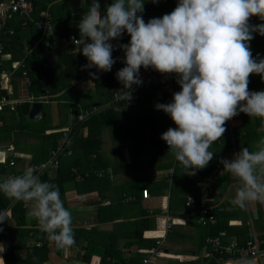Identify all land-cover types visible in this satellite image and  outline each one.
<instances>
[{
	"label": "clouds",
	"instance_id": "obj_1",
	"mask_svg": "<svg viewBox=\"0 0 264 264\" xmlns=\"http://www.w3.org/2000/svg\"><path fill=\"white\" fill-rule=\"evenodd\" d=\"M144 2L112 0L102 13L99 0H91L78 23L79 39H73L89 61L82 67L108 72L115 63L110 40L124 32L130 35V41L120 45L125 66L116 73L123 85L120 98L126 101L132 85L142 83L141 67L176 74L181 90L173 93L171 102L155 105L176 125L161 139L186 172L195 175L213 159L209 149L223 137L228 120L243 112L264 121V91L248 88L251 74L264 80V58L257 61L249 45L254 32L264 36V23L249 22L253 16L264 21V0H178L173 11L147 22L138 15ZM221 163L237 182L233 206L264 204V138L255 151L244 147ZM42 172L43 165L29 166L22 174L4 178L0 193L13 202H31L28 217L57 249H66L75 244L72 214L59 188L40 179ZM9 219L7 211L0 210V225ZM5 250L0 243V253ZM0 264H5L2 256Z\"/></svg>",
	"mask_w": 264,
	"mask_h": 264
},
{
	"label": "trees",
	"instance_id": "obj_2",
	"mask_svg": "<svg viewBox=\"0 0 264 264\" xmlns=\"http://www.w3.org/2000/svg\"><path fill=\"white\" fill-rule=\"evenodd\" d=\"M2 1L0 0V2ZM27 1L34 19H38L41 11L45 10L50 15L56 33L61 36L72 35L73 31L67 29L71 18L70 9L65 7L67 0H48L49 5L42 0ZM172 1L170 0V5L178 2V0ZM100 2L102 1L100 0ZM163 2L164 0H157L158 4H156L152 0H145L144 11L138 15H142L145 22L151 18L162 17V14H165V8H168L163 5ZM87 3L90 4L91 0H87ZM110 3L112 0H107V5ZM101 4L103 5V2ZM80 7V13L87 12L88 9L84 10L85 12L82 11L84 4ZM100 7L103 13L106 7ZM65 11H67V15L61 13ZM64 19H67L68 24L64 23ZM261 23L264 21L250 22L253 25ZM74 35L79 36V32ZM252 35L254 38L249 42L250 48L257 45L259 40L255 34ZM40 37L41 31L34 25V22L19 14L10 20L0 19V98L5 95L11 99H18L15 104H6L0 110V152L5 153L3 159H0V177L9 174L11 176L22 174L23 168L18 167L21 166L18 163L20 159L14 157V151L31 155L27 165L41 164L50 157L51 150L57 148L59 143L65 139L67 149L71 148V153L69 155L59 153L57 168H48L40 174V179L55 184L60 191H65L66 184L73 182L79 193L93 190L101 192L102 188H107L109 182L107 162L101 152L102 134L106 130L112 133V128L117 127L119 129L117 140L118 143H121L120 148L128 143L131 152L133 149L139 151L136 153L137 155L134 154L137 158L134 160L135 162L127 164L125 169L138 167L142 153L140 148L145 146L148 151H152L165 146L161 134L170 127H176L171 118L156 114L158 110L153 106L155 101L157 103L171 102L172 96L166 92L163 98H156V88L152 87L140 92L136 108L121 110L123 104L112 102L111 92L114 88L123 89V85L116 78L118 70L125 66L123 59L113 58L115 63L110 71L103 72L102 76H98L97 73L93 76L91 72L94 67H82L89 61L79 51V48L58 52L54 47L55 43L46 44L49 37L44 39H40ZM117 40L122 44H127L130 41V35L124 32ZM255 51L253 49L252 54ZM148 69L154 70L151 67ZM2 74L8 75V78L2 79ZM89 75L93 77L92 90L97 99L92 101L93 103H82L80 94L74 89V83ZM27 78L30 79V83L26 82ZM7 85L11 88L10 92L7 91ZM46 91L50 96L47 101H42L41 97ZM53 100L57 102L58 122L56 123L53 121L52 105L50 104ZM35 101H42L39 117L36 119L29 117V110ZM95 103H99L96 110L87 118L78 121L77 115L81 111L80 106L90 108ZM64 127L71 128L66 135L62 130ZM85 127L87 134L84 136L82 129ZM229 147L230 143L226 149ZM224 151L222 150L217 157L212 159L213 165L209 167L210 169L218 163L217 161H220ZM10 161L14 163L10 165ZM205 168L199 176L193 175L191 180L192 189L188 193L193 194L195 202L186 206V195H179L180 191L177 188L173 192L171 190L175 204L172 205L170 199L169 209H181L182 212H188L192 217H197L198 201L203 196L199 183L202 181V177L210 172ZM181 169L182 166L176 160L173 175H178ZM99 174L101 176H98ZM142 189H144L143 186L140 187L141 198H143ZM100 198L103 199V196L100 195ZM4 208H8L12 214L17 234L16 240L10 243L3 254L5 264H43L48 261L51 251L60 253V249H57L53 242L52 248H49V239L40 230L35 219H31L30 226L25 227L28 224L26 219L28 210L25 202H13L0 193V210H4ZM105 209L104 206H99L98 212L102 213ZM215 214L216 223L202 226L211 236L218 235L222 231L225 233L230 227L225 213L217 212ZM146 221V229H149L153 220L148 218ZM138 222L143 223V220ZM73 225L72 222L74 245H76L78 237L86 240L81 261L90 263L92 255L98 252L97 248L99 247L103 248L102 252L97 253L100 255L99 264H139L141 261L142 252L135 253L126 259L120 254L110 236H96L95 234H98L99 230L97 226L83 228ZM0 226L3 227L4 232H7L8 228L5 224ZM143 229L145 228L130 237L138 239V246L148 248L147 252L162 235L160 232H148L146 237L143 235ZM30 231L31 234H29ZM28 238L33 240L31 244H27ZM38 242L39 244H37ZM21 250L24 251L19 257L17 252ZM213 253L216 258L221 256Z\"/></svg>",
	"mask_w": 264,
	"mask_h": 264
},
{
	"label": "crops",
	"instance_id": "obj_3",
	"mask_svg": "<svg viewBox=\"0 0 264 264\" xmlns=\"http://www.w3.org/2000/svg\"><path fill=\"white\" fill-rule=\"evenodd\" d=\"M101 1L103 5L101 4L100 6L106 7L107 0ZM82 4H84L82 11L85 12L84 10H87L90 5L87 3V0H67V6H65L66 9H70L71 11V18L69 19L67 29L73 31L72 35L79 32L78 23L84 14L79 11L81 8L80 5ZM156 4L158 3L156 2ZM176 5L177 3L167 7L174 9ZM61 13L67 15V11ZM64 23L68 24L67 19H64ZM253 34L259 37V40L257 45H253V48H250L251 52L253 49L264 52V36L256 32ZM63 46L61 42L54 44L58 52L70 50L69 46ZM71 49H75V47ZM92 73H97L98 76H102L103 71H99L94 67ZM78 82L83 85L88 84L89 87H93L94 85L92 75H89L83 80H78L74 83V86ZM248 88L250 91H264V80L258 74H251ZM114 90L121 89H112V91ZM7 91H11L9 85H7ZM78 93L80 94V98L83 99L81 91L78 90ZM56 103L55 100L50 103L52 105L54 123L58 122ZM91 103L93 102L91 101ZM97 106H99V103L93 104L90 108L80 107L81 111L88 110L92 113L94 111L93 108H97ZM134 108L123 106L121 110L126 111ZM225 127L226 131L221 140L215 142L209 149V151L213 152V158L217 157L222 150H225L222 153V158L220 161H217L218 163L212 169L209 167L213 165V162L212 160L209 162L205 170H209L210 172L202 177L199 186L203 191V195L207 192L209 204L213 208H219L218 212L225 213L224 215L227 216V221L230 226L227 232L224 233L222 231L218 235L211 236L197 222V217H192L188 212H182L181 209H169L170 199L172 205L175 204L171 190L173 192L178 188L180 191L179 195H186V199L188 196H193V194L188 193L192 189L190 184L193 175H189L183 167L178 175H173L176 159L168 151L167 144L152 151H148L145 146L141 147V157L140 159L138 158L139 166L132 169H125L127 164L135 162L134 160L137 159L135 155L139 151L133 149L134 152H131L128 143L120 148L121 143H118L117 140L118 134L111 132L107 134L108 130L102 134L101 145V152L105 158L104 160L107 162L109 174L107 188H102L101 192L93 190L91 192L79 193L75 189L74 183L69 182L66 184L65 191H60L64 206L72 214L73 226L83 228L97 226L99 230L98 234L95 235H100V237L110 236L120 254L126 259L138 252L143 253L142 258L148 254V251L146 252L148 248L138 246V239L130 237L137 234L140 229L145 228L143 229V235L146 237L149 234L148 232H160L163 236V243L159 248V254L151 260L150 264H241L239 260L241 258H247L245 254L239 252L240 254H237L235 257L223 254L216 258L206 239L208 237H219L222 243L235 239L242 245L248 238L259 241L263 236L264 204L249 202L245 209H240L230 203L235 196L237 182L228 172L223 170L221 160H231L234 154L238 153L244 147H248L250 151H255L257 142L261 138H264V121L258 118H250L247 114L240 112L228 120ZM86 134L87 128L85 127L82 129V135L85 136ZM105 140L107 141L104 142ZM229 143L230 147L226 149ZM0 153V159L2 160L5 153ZM13 154L14 157L20 159L18 163L21 166L18 167H22L24 170L31 155L17 151H14ZM203 169L196 170V176H199ZM140 175L143 177H138ZM9 176L11 175H2L0 182ZM98 176H101V174ZM208 180L211 181L207 185ZM141 186L148 189L150 194L149 198H141ZM100 195L103 196V199L100 198ZM25 205L28 211L32 207L31 202L25 203ZM99 206H104L106 209L102 213H99ZM4 210L7 211L10 219L3 223L7 226L8 230L7 232L3 231L0 233V243H3L7 250L10 243L16 240L17 234L15 233V223L14 218L11 216L12 214H10L8 208H4ZM166 214L173 218L172 226L168 230L165 228ZM148 218L153 220V223L149 225V229H146V219ZM26 219L28 220V224L25 227H29L31 218L27 215ZM140 220H143V223H139L138 221ZM152 227L154 229H151ZM31 233L30 231L29 234ZM32 242V239H27V244H31ZM84 244H86V240L78 237L76 245L66 249H60V253L51 251L48 255V261L43 264H99L100 255L97 253L99 251L102 252L103 248H97L98 252L92 255L90 263H85L81 261ZM48 246L52 248V242L50 240ZM23 251L17 252V255L20 257ZM3 254L4 252L0 253V256L3 257ZM141 261H139V264H141ZM250 261V264H264V261H261L258 257L252 258Z\"/></svg>",
	"mask_w": 264,
	"mask_h": 264
},
{
	"label": "built area",
	"instance_id": "obj_4",
	"mask_svg": "<svg viewBox=\"0 0 264 264\" xmlns=\"http://www.w3.org/2000/svg\"><path fill=\"white\" fill-rule=\"evenodd\" d=\"M16 14H19L26 18L29 21H33L34 25L41 31L40 39H44L45 37H49V40L46 41V44H54V43H68L72 46L79 48L78 44L76 45L74 42V37L79 39L78 36L75 35H59L55 32L53 25L51 23L50 15L47 11H42L40 13V17L38 19H34L29 10V4L27 0H7L0 2V19H12ZM260 21V19L256 16L251 17L249 22ZM11 32V30H10ZM90 42V41H89ZM110 43L114 46V50L112 52L113 58H121L124 60V51L120 48V43L117 39L110 40ZM253 57L258 61L261 58H264V52L261 50L256 51L252 54ZM3 78H8V75H1ZM139 78L142 80V83L137 85L133 84L130 89L131 99L126 101L125 99L120 98L123 93L114 90L111 93L112 102L122 103L124 107L134 108L138 105V100L140 96V92L152 87H155V96L156 98H163L166 92H169L173 98V93L180 91V85L176 82L178 77L176 74H161L156 70L145 69L141 67L139 72ZM26 82L30 83V79H26ZM122 90V89H121ZM50 95H48L47 91L41 97L42 101H47ZM18 101V99H11L7 96H2L0 98V110L6 105H13ZM41 101V102H42ZM96 110V108H93ZM91 112L88 110L80 111L77 115L78 121L85 119ZM70 127H64L62 130L64 131V135L70 131ZM166 144V142L164 141ZM71 148L67 149V142L63 139L57 148L52 149L50 152V157L42 162L41 164L35 165H27L29 166H37L43 165V172L48 168H57L58 166V154L69 155L71 153ZM14 162L10 161L9 164L12 165ZM211 180H208L207 185ZM150 194L148 189H142V197L144 199L149 198ZM195 202L194 196H188L185 202L186 206H190ZM197 222L201 226L212 225L216 223L217 217L215 212L213 211V206L209 204L207 192L204 193L202 198L198 201L197 208ZM165 228L168 230L172 226L173 218L166 214L165 217ZM163 237V236H162ZM159 238L155 241V245L150 247L148 250V254L142 258L141 264H150L151 260L159 254V248L163 243V239ZM206 242L211 246V250L219 255L227 254L231 257H235L237 254H245L247 258H241L239 261L241 264H250V259L258 257L261 261H264V232L263 236L259 241L254 239H246L244 244L240 245L237 240L232 239L227 241L226 243H222L219 237H208ZM240 252V253H239Z\"/></svg>",
	"mask_w": 264,
	"mask_h": 264
},
{
	"label": "rangeland",
	"instance_id": "obj_5",
	"mask_svg": "<svg viewBox=\"0 0 264 264\" xmlns=\"http://www.w3.org/2000/svg\"><path fill=\"white\" fill-rule=\"evenodd\" d=\"M45 4H47V5H49V2H48V0H42ZM165 1V0H164ZM174 1V0H173ZM172 1V2H173ZM60 5V4H59ZM59 5H58V7H59ZM163 5H165V6H169L170 5V0H167ZM174 9L173 8H165V14H168V13H170L171 11H173ZM164 15V14H163ZM58 43H60V42H58ZM61 45H64L65 47L66 46H69V48L71 49V48H74L75 46H72V45H69V44H66V43H61ZM63 46V47H64ZM75 88V90H79V91H81V95L83 96V99L82 98H80V101L82 102V103H85V102H89V103H91V101H93V100H95V99H97L96 98V96L94 95V92H93V90H92V87H89V85L88 84H86V85H83V84H81L80 82H78L77 84H75V86H74ZM74 100H76V99H74ZM157 104V102L155 101V102H153V106H155ZM162 112V113H161ZM156 114H162V115H166L167 117H170L168 114H166L165 112H163L162 110H158V112H156ZM69 117V120H70V116H68ZM168 119H170V118H168ZM118 126V125H117ZM110 131H107V134L109 133ZM119 129L117 128V127H113L112 128V133L113 134H118L119 135ZM106 134V135H107ZM107 140H105L104 142H106ZM103 142V143H104ZM109 142H110V140H109ZM138 177H143V176H138Z\"/></svg>",
	"mask_w": 264,
	"mask_h": 264
},
{
	"label": "water",
	"instance_id": "obj_6",
	"mask_svg": "<svg viewBox=\"0 0 264 264\" xmlns=\"http://www.w3.org/2000/svg\"><path fill=\"white\" fill-rule=\"evenodd\" d=\"M41 107H42V102L40 101L33 102L29 110V117L34 119L38 118ZM213 211L218 212L219 208H213Z\"/></svg>",
	"mask_w": 264,
	"mask_h": 264
},
{
	"label": "bare ground",
	"instance_id": "obj_7",
	"mask_svg": "<svg viewBox=\"0 0 264 264\" xmlns=\"http://www.w3.org/2000/svg\"><path fill=\"white\" fill-rule=\"evenodd\" d=\"M8 20V19H7ZM10 20V19H9Z\"/></svg>",
	"mask_w": 264,
	"mask_h": 264
}]
</instances>
